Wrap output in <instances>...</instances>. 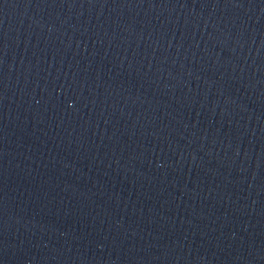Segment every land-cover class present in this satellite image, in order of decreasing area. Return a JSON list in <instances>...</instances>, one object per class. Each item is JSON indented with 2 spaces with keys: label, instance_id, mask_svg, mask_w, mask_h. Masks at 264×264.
<instances>
[{
  "label": "water",
  "instance_id": "95a60500",
  "mask_svg": "<svg viewBox=\"0 0 264 264\" xmlns=\"http://www.w3.org/2000/svg\"><path fill=\"white\" fill-rule=\"evenodd\" d=\"M0 264H264V0H0Z\"/></svg>",
  "mask_w": 264,
  "mask_h": 264
}]
</instances>
